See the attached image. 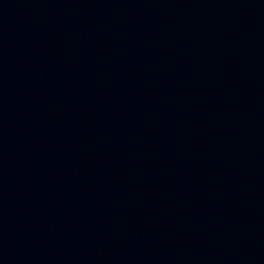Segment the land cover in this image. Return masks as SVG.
Here are the masks:
<instances>
[{"label": "water", "instance_id": "95a60500", "mask_svg": "<svg viewBox=\"0 0 264 264\" xmlns=\"http://www.w3.org/2000/svg\"><path fill=\"white\" fill-rule=\"evenodd\" d=\"M0 264H264V0H0Z\"/></svg>", "mask_w": 264, "mask_h": 264}]
</instances>
